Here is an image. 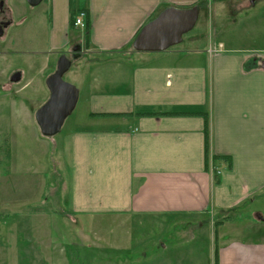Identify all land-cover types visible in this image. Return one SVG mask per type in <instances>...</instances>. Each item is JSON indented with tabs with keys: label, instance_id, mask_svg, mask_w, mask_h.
I'll use <instances>...</instances> for the list:
<instances>
[{
	"label": "crops",
	"instance_id": "1",
	"mask_svg": "<svg viewBox=\"0 0 264 264\" xmlns=\"http://www.w3.org/2000/svg\"><path fill=\"white\" fill-rule=\"evenodd\" d=\"M208 1L50 0L46 6L51 46L68 47L72 65L83 68L88 82L79 100L84 96L96 124L69 137L73 208L145 217L139 231L147 219L157 221V241L177 255L164 256V264H264V52L197 49L179 61L175 51L133 47L158 12L201 9ZM81 11L88 35L71 22ZM18 72L12 84L25 91L32 80L23 84ZM34 91L43 96L39 105L50 96L47 84ZM216 156L230 157L232 167Z\"/></svg>",
	"mask_w": 264,
	"mask_h": 264
},
{
	"label": "rangeland",
	"instance_id": "2",
	"mask_svg": "<svg viewBox=\"0 0 264 264\" xmlns=\"http://www.w3.org/2000/svg\"><path fill=\"white\" fill-rule=\"evenodd\" d=\"M5 1L12 22L0 36V264H164V256H177L157 241V221L147 219L139 231L145 217L74 211L69 137L96 124L82 96L57 135H42L35 114L43 96L34 86L46 87V75L69 48L59 52L51 46L44 11L50 0L35 7L27 0ZM208 2L183 41L167 49L179 54L176 59L186 61V53L197 49L264 52V0ZM42 17L44 22L34 26ZM18 69L23 84L32 80L25 91L10 79ZM83 72L76 63L64 79L84 92Z\"/></svg>",
	"mask_w": 264,
	"mask_h": 264
},
{
	"label": "water",
	"instance_id": "3",
	"mask_svg": "<svg viewBox=\"0 0 264 264\" xmlns=\"http://www.w3.org/2000/svg\"><path fill=\"white\" fill-rule=\"evenodd\" d=\"M31 6H38L43 0H27ZM4 0L0 1L3 10ZM200 7L170 6L142 26L137 34L133 47L142 52H159L181 43L184 35L196 25L200 16ZM4 26L0 25V36L4 34ZM77 48V49H76ZM76 51L81 47L76 45ZM77 56V55H76ZM72 59L63 54L59 57L57 68L51 73L46 84L50 91L49 98L37 109L35 117L43 135L51 137L57 135L63 128L66 119L76 108L80 91L76 85L64 79L65 73L71 68ZM21 78L20 72L11 76L12 82Z\"/></svg>",
	"mask_w": 264,
	"mask_h": 264
},
{
	"label": "trees",
	"instance_id": "4",
	"mask_svg": "<svg viewBox=\"0 0 264 264\" xmlns=\"http://www.w3.org/2000/svg\"><path fill=\"white\" fill-rule=\"evenodd\" d=\"M189 7H191V6H189ZM158 13H160V12H158ZM158 13H157L156 15H154L153 18H155V17L158 15ZM153 18H152V19H153ZM71 22H72V24H74V22H75V15H74V17L72 18ZM85 28H86L87 35H88V33H89V28H90V23H89V22H86V27H85ZM87 35H86V36H87ZM162 113H163V112L156 113V114L161 115ZM145 114H153V113H145ZM163 114H177V115H181V114H193V113H192V112H178V113H163ZM102 115H105V114H102ZM42 135H43V134H42ZM43 136H45V135H43ZM45 137H47V138H52L53 136H51V137L45 136ZM215 159H217V160H219V159H226V160L229 162V167H230V168L232 167V160H231L230 157H226V156H216ZM214 176H215V180H216V181H219V179H218V173H217L216 170H214Z\"/></svg>",
	"mask_w": 264,
	"mask_h": 264
},
{
	"label": "flooded vegetation",
	"instance_id": "5",
	"mask_svg": "<svg viewBox=\"0 0 264 264\" xmlns=\"http://www.w3.org/2000/svg\"><path fill=\"white\" fill-rule=\"evenodd\" d=\"M251 1H253V0H251ZM5 2L6 1L4 0L3 10H0V25H2V26H4L6 23H9L10 24L12 22V19L10 17V13L5 8ZM76 45L77 44H75L74 46H76Z\"/></svg>",
	"mask_w": 264,
	"mask_h": 264
},
{
	"label": "built area",
	"instance_id": "6",
	"mask_svg": "<svg viewBox=\"0 0 264 264\" xmlns=\"http://www.w3.org/2000/svg\"><path fill=\"white\" fill-rule=\"evenodd\" d=\"M87 13L85 11H81L79 12L77 15H75V22L74 25L77 27H86V23H85V17H86Z\"/></svg>",
	"mask_w": 264,
	"mask_h": 264
}]
</instances>
